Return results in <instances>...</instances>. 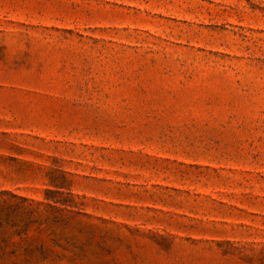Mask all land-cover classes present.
I'll use <instances>...</instances> for the list:
<instances>
[{"label": "rangeland", "instance_id": "rangeland-1", "mask_svg": "<svg viewBox=\"0 0 264 264\" xmlns=\"http://www.w3.org/2000/svg\"><path fill=\"white\" fill-rule=\"evenodd\" d=\"M0 264H264V0H0Z\"/></svg>", "mask_w": 264, "mask_h": 264}]
</instances>
